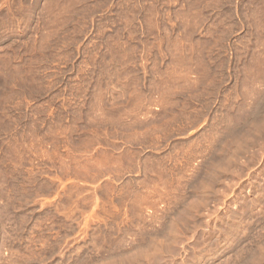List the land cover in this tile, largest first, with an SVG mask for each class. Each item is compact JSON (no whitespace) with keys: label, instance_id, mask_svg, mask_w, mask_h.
<instances>
[{"label":"rangeland","instance_id":"1","mask_svg":"<svg viewBox=\"0 0 264 264\" xmlns=\"http://www.w3.org/2000/svg\"><path fill=\"white\" fill-rule=\"evenodd\" d=\"M0 264H264V0H0Z\"/></svg>","mask_w":264,"mask_h":264},{"label":"bare ground","instance_id":"2","mask_svg":"<svg viewBox=\"0 0 264 264\" xmlns=\"http://www.w3.org/2000/svg\"><path fill=\"white\" fill-rule=\"evenodd\" d=\"M23 14V13H22ZM15 18V17H14ZM238 129H235L234 131H237ZM240 133V132H239ZM244 134V133H243ZM235 136H236V133H235ZM239 136V135H238ZM237 136V137H238ZM232 138V137H231ZM240 139V138H239ZM232 140H233V138H232ZM238 140V139H237ZM242 140V139H241ZM239 141V140H238ZM230 142V141H229ZM242 142V141H241ZM240 142V143H241ZM239 143V142H238ZM242 144V143H241ZM231 146V145H230ZM245 148V147H244ZM237 149V148H236ZM238 150V149H237ZM239 151H240V148H239ZM234 152V151H233ZM236 153V152H235ZM236 154H238V152L236 153ZM235 154V155H236ZM239 155V154H238ZM232 157V156H231ZM230 158V157H229ZM217 162V161H216ZM219 163V162H218ZM215 169V168H214ZM221 169V168H220ZM216 170V169H215ZM214 173V172H213ZM216 173H217V171H216ZM222 173V172H221ZM218 174V173H217ZM219 177V176H218ZM217 179V178H216ZM208 181V180H207ZM205 183H206V181H205ZM208 183V182H207ZM203 186V185H202ZM205 186V185H204ZM208 186V185H207ZM262 193V192H261ZM257 196V195H256ZM243 198V197H242ZM255 198V197H254ZM241 200V199H240ZM245 201V200H244ZM235 205V204H234ZM232 219V218H231ZM224 229V228H223ZM214 240V239H213ZM200 249V248H199ZM195 252V251H194ZM206 252V251H205ZM203 254V253H202ZM211 255V254H210ZM196 256V255H195Z\"/></svg>","mask_w":264,"mask_h":264}]
</instances>
